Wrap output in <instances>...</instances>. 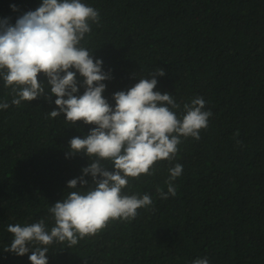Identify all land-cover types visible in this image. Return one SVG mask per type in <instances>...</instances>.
I'll return each mask as SVG.
<instances>
[{"label":"trees","instance_id":"trees-1","mask_svg":"<svg viewBox=\"0 0 264 264\" xmlns=\"http://www.w3.org/2000/svg\"><path fill=\"white\" fill-rule=\"evenodd\" d=\"M82 2L100 14L81 44L111 71L104 93L111 104L113 93L163 67L155 90L173 96L177 114L203 97L212 116L199 140L182 137L174 160L155 163L154 175L129 178L124 194H148L151 206L71 248L53 243L49 264H192L204 257L210 264H264V0ZM41 3L0 0V20L14 24ZM12 99L0 78V103L9 104L0 109V264H31V252L4 250L14 239L7 226L44 219L51 230L49 208L76 190L67 181L91 162L83 154L66 158L69 141L94 125L51 118L54 95L19 106ZM177 163L183 172L172 182L176 195L162 199L158 189L167 192Z\"/></svg>","mask_w":264,"mask_h":264},{"label":"clouds","instance_id":"clouds-1","mask_svg":"<svg viewBox=\"0 0 264 264\" xmlns=\"http://www.w3.org/2000/svg\"><path fill=\"white\" fill-rule=\"evenodd\" d=\"M11 7L18 11L16 5ZM99 21V11L82 0H42L14 24L10 18L0 20V78L11 89L12 104L41 97L51 102L54 95L58 107L50 111L51 118L63 114L72 126L78 121L94 125L83 138L69 141L66 158L83 154L91 162L82 175L67 181V189L76 190L49 208L55 221L51 230L44 219L7 226L14 239L4 250L19 256L31 252V264H49L48 246L53 243L67 242L71 248L106 228L109 221L135 219L138 209L151 206L148 194H124L129 178L154 175L155 163L174 160L182 137L199 140L212 116L203 97L185 103L178 115L181 105L173 96L155 90L157 77L166 74L163 67L151 78H139L129 89L113 93L115 104H111L104 96L111 71H104L103 59L81 44ZM8 107L7 102L0 103V109ZM182 172L179 163L169 169L167 192L158 189L162 199L176 195L172 182ZM89 175L91 182L85 178ZM192 264L210 262L204 257Z\"/></svg>","mask_w":264,"mask_h":264}]
</instances>
